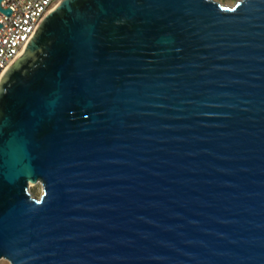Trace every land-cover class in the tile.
Wrapping results in <instances>:
<instances>
[{
    "label": "water",
    "instance_id": "water-1",
    "mask_svg": "<svg viewBox=\"0 0 264 264\" xmlns=\"http://www.w3.org/2000/svg\"><path fill=\"white\" fill-rule=\"evenodd\" d=\"M3 258L264 264V0H60L0 79Z\"/></svg>",
    "mask_w": 264,
    "mask_h": 264
},
{
    "label": "built area",
    "instance_id": "built-area-1",
    "mask_svg": "<svg viewBox=\"0 0 264 264\" xmlns=\"http://www.w3.org/2000/svg\"><path fill=\"white\" fill-rule=\"evenodd\" d=\"M60 0H2L0 9V79L23 52L43 18Z\"/></svg>",
    "mask_w": 264,
    "mask_h": 264
},
{
    "label": "rangeland",
    "instance_id": "rangeland-1",
    "mask_svg": "<svg viewBox=\"0 0 264 264\" xmlns=\"http://www.w3.org/2000/svg\"><path fill=\"white\" fill-rule=\"evenodd\" d=\"M222 4H227V5H233L237 0H217ZM43 191V184L39 181L37 183H31L30 184V192L36 196L39 197ZM0 264H10V262L3 258L0 259Z\"/></svg>",
    "mask_w": 264,
    "mask_h": 264
}]
</instances>
